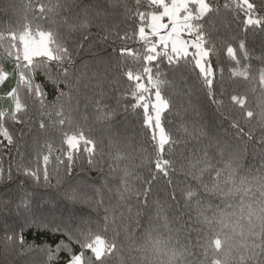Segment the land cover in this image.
Listing matches in <instances>:
<instances>
[{
	"label": "trees",
	"instance_id": "obj_1",
	"mask_svg": "<svg viewBox=\"0 0 264 264\" xmlns=\"http://www.w3.org/2000/svg\"><path fill=\"white\" fill-rule=\"evenodd\" d=\"M39 2L40 0H0V32H6L9 26L15 29L24 22L25 17L34 27L39 25L45 29L58 28L65 36L69 35L70 25L90 23L91 26L87 29L88 40L84 41L85 47L77 50L75 63L70 66L73 69L69 74V80L73 83V127H63L71 132L78 125L87 136L96 141V151L92 164L88 162L86 152H75L69 172L67 151L64 150L67 145L61 143V133L53 123L57 119L55 112L58 103H64L67 107V98L58 102L51 85L46 89L49 95L44 108L31 97H25L28 105L25 119L31 122L30 127L25 130L23 139H19L18 130L24 125H14L17 142L7 149L0 144V164L6 171L11 168L12 172L11 180L0 182V264H67L69 253L66 251L60 252L54 261H47L42 248H55L61 240L65 243L68 241L59 234L53 235L51 232L26 226L25 221L33 212H54L64 218L71 217L75 221L74 226L93 231L107 228L104 234L108 239L118 234L120 256L114 257L110 264H133L136 252L130 250L129 246L138 243V237L150 226L170 238L175 247L190 249L188 259L191 264H202L205 258L198 244L209 233V227L198 219V210L203 209L205 215L211 216L220 204L218 197L209 200L204 193V186L210 187L213 184L216 170L225 168L229 153L240 150L239 175L249 179L264 175V149L259 140H248L247 137L241 139L240 133L230 123V118L235 116L244 128V133L249 131L250 125L242 118L241 109L230 100L232 94L246 97L247 107L254 112H259L258 106L264 101V86L257 79L258 69L262 66L259 57L264 56V31L258 26L255 32L247 34L249 55L244 57L239 52L240 64H234L227 56L226 49L227 46H237L238 40L230 37L244 35L245 26L239 17L233 18L234 11L224 7L231 0H210L220 8L218 21H231L228 27H221L216 34V52L211 58L216 69L218 103H212L205 95L206 90L197 79L198 70L189 65L190 75L185 79L195 85L192 95L184 97L183 103L172 96L174 107L165 113L166 119L163 121L166 131L179 142L171 151L166 146L165 158L170 159L173 166L168 176H162L156 173V152L141 127L139 109L128 107L125 110L132 98L128 94L129 84L121 72L126 68L139 67V62L132 57H122L119 49L122 45H127L142 54L143 48L138 37L122 40L115 34L123 35L127 32L129 37L132 36L137 21L135 12L127 11L125 4L128 9H134L135 0H65L72 7L62 11L56 18V24L52 23L51 17L41 19L37 13L29 10V4L36 6ZM43 2L48 3L49 0ZM251 2L259 5L264 0ZM260 15L264 17V9L260 10ZM65 20L67 23L63 22ZM99 24H105L112 35L102 31L97 26ZM70 35L73 40L80 39L81 31L77 30ZM3 56L4 47H0V57ZM156 64L165 73L168 72L166 58L160 57ZM4 66L8 69L12 67L10 62H5ZM244 67L250 68L249 79L232 75L234 68ZM81 72H86L87 76H81ZM94 72H98L96 77H92ZM77 77L80 78L79 84L75 83ZM12 83L9 81L8 87ZM61 87L65 92L69 91L67 87ZM170 92L166 87L162 94L169 96ZM101 93L102 103L107 106L105 110L112 109L116 112L111 121L96 118L94 105L97 99H101ZM0 109L9 110L10 102L0 100ZM41 122L45 124L44 129L40 128ZM252 124H255V119ZM253 135L259 137L261 129L255 127ZM128 138H131L134 149L128 146ZM110 139L119 141L124 158L114 159L117 148L110 143ZM46 141L53 144L52 157L47 166V182L42 178V155L46 153ZM141 146L144 148L143 152L140 151ZM38 157L41 179L34 181L21 170L37 168ZM56 158L63 160V163ZM205 161L208 167L201 172L200 169L205 168ZM192 164H196V167L193 168ZM126 170L129 173L127 176ZM226 175V171L222 172L221 179ZM126 188L128 191H125ZM188 191L196 193L191 200L186 198ZM72 194L77 199L73 200ZM172 194L175 195V200L171 199ZM22 202H26L28 208ZM157 202L166 208L167 227L163 220L156 217ZM6 235L13 236L11 242L5 239ZM20 236L23 237V244L19 243ZM71 247L73 252L79 251V245L72 244ZM222 258L225 259V264H236L226 256Z\"/></svg>",
	"mask_w": 264,
	"mask_h": 264
},
{
	"label": "snow or ice",
	"instance_id": "obj_2",
	"mask_svg": "<svg viewBox=\"0 0 264 264\" xmlns=\"http://www.w3.org/2000/svg\"><path fill=\"white\" fill-rule=\"evenodd\" d=\"M71 7L72 5L65 0H54V2L49 0L48 3L40 0L36 6L28 5L29 10L37 13L39 18L51 17L53 24L57 23L56 18L62 11ZM224 7L234 11L233 18L239 17L245 26L244 35L230 37L232 40H238L237 46H227L226 49L230 60L239 65L238 53L242 52L244 57L249 55L246 44L247 34L255 32L258 26L264 31V17L260 15V10L264 9V3L258 5L251 0H231ZM125 9L135 12L137 26L133 29L131 37L127 32L123 35L120 33L115 35L122 40L138 37L143 48L142 54L127 45H122L119 49L122 57H132L134 61L139 62V67L126 68L121 72L129 84L128 94L132 98L129 105L125 106V110L128 107L133 110L139 109L141 127L150 138L151 146L156 152L154 165L156 173L168 176L173 165L170 159L165 158L166 146H168L167 150L171 151V148L179 142L166 131L163 123L166 119L165 113L174 107L171 97L179 98L181 103L184 97H191L195 85L185 79L190 75L189 65H191L192 69L198 70L197 79L206 90L205 95L211 99L212 103H218L216 69L211 58L216 52V34L221 27H228L231 21H218L220 8L210 0H135L134 9H128L126 4ZM63 22L67 23L66 20ZM90 26L89 22L70 25L69 35L65 36L58 28L45 29L39 25L34 27L25 17L24 22L15 29L9 26L6 32H0V47H4V56L0 57V100L10 102L9 110L0 109V137L3 138L0 144H3L5 149L17 142L15 135L17 130L14 125H24L18 130L19 139H23L25 130L30 127L31 122L25 119L28 110L25 97H31L41 108H44L49 95L46 89L51 85L58 102L67 98V107L64 103H58L55 112L57 119L53 123L61 133V143L67 145L64 150L67 151L68 171L70 172L74 153L77 151L86 152L89 157L88 162L94 163L92 157L96 151V141L87 136L78 125L76 130L71 132L63 127L64 125L73 127L71 116L74 110L71 95L73 83L69 80V74L73 69L70 66L75 63L77 50L85 47L84 41L88 40L87 29ZM97 26L109 36L112 35L105 24ZM77 30L81 31L80 39L73 40L70 34ZM5 41H7L6 46ZM162 56L168 61L167 73L156 64ZM259 59L262 66L258 69L257 79L259 84L264 86V56ZM5 62L11 63V69L4 66ZM249 72V67L234 68L232 75L247 80ZM80 75L87 76V73L81 72ZM97 75L98 72H94L92 77ZM222 79L223 71L221 70ZM9 81L13 82L11 87H8ZM75 83H80L79 77L76 78ZM61 85L67 87L69 91L65 92ZM88 86L85 85V87ZM166 87L171 90L169 96L162 94ZM102 98L101 93V99L95 101L96 118L111 121L116 112L112 109L106 111L107 106L102 103ZM230 100L241 109L242 118L250 125V128L248 133H244V128L235 116L230 118L231 126L240 133L241 139L245 137L248 140L258 139L261 148L264 149V101H261L258 106L259 112H254L247 107L246 97L232 94ZM225 119L229 118L225 117ZM255 127L261 129L259 137L253 135ZM40 128H45L43 122L40 123ZM201 134H203L202 130ZM128 139V146L134 149L131 138ZM110 143L117 148L114 159L124 158L119 141L110 139ZM45 149L46 153L42 155L44 165L42 178L47 182V166L52 157L53 144L46 141ZM140 151H144L143 146ZM240 151L230 152L225 168L216 170V179L213 184L210 187L204 186V193L209 200L212 197H218L220 204L216 206L211 216L205 215L203 209L198 210V219L209 227V233L203 236L198 244L205 258L202 264H225V259L222 258L225 256L234 260L236 264H264V175L253 179L239 175ZM17 154H19L18 148ZM56 159L63 163L60 158ZM39 161L38 157L35 169H22L23 174L34 181H39L41 179ZM204 163L205 168H201V172L208 167L207 162ZM191 166L195 168L196 164ZM225 171L227 175L221 179L222 172ZM125 175H129L127 170ZM11 179V168L6 171L0 164V182ZM125 191L128 189L126 188ZM257 193H259L258 196ZM194 195H196L195 192L188 191L186 198L191 200ZM71 198L77 199L75 194H72ZM171 199L175 200L174 194L171 195ZM22 204L28 208L26 202ZM208 206L211 207L210 204ZM155 209L156 217L163 220L167 227L168 216L165 206L157 202ZM105 219L107 220L108 217L106 216ZM25 225L67 238L68 243L61 240L55 248L45 246L41 249L46 254L48 262L54 261L62 251L69 253L67 264H110L114 257L120 256L118 234L108 239L104 234L107 228L93 231L90 228L74 226L75 221L71 217L64 218L54 212H33L26 219ZM5 239L11 242L13 236L6 235ZM18 239L19 243L23 244V237L20 236ZM72 244L79 245L78 252H73ZM129 247L136 252L133 264H191L188 259L191 255L190 249L175 247L170 238L158 233L151 226L141 237H138V243Z\"/></svg>",
	"mask_w": 264,
	"mask_h": 264
},
{
	"label": "rangeland",
	"instance_id": "obj_3",
	"mask_svg": "<svg viewBox=\"0 0 264 264\" xmlns=\"http://www.w3.org/2000/svg\"><path fill=\"white\" fill-rule=\"evenodd\" d=\"M165 22H167V21H165ZM3 138L2 137H0V140H2ZM6 143V142H5Z\"/></svg>",
	"mask_w": 264,
	"mask_h": 264
}]
</instances>
